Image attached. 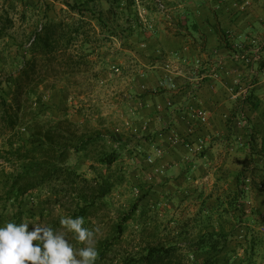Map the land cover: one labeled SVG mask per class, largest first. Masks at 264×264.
<instances>
[{"label": "rangeland", "instance_id": "obj_1", "mask_svg": "<svg viewBox=\"0 0 264 264\" xmlns=\"http://www.w3.org/2000/svg\"><path fill=\"white\" fill-rule=\"evenodd\" d=\"M66 1L81 4L83 9L70 11ZM232 2L239 6L246 0ZM217 4L221 2L0 0V25L5 16L13 20V25L7 29L9 35L0 38V81L9 98L12 97V89L7 78L19 72L23 60L31 58L28 49L36 32H42L52 19L70 22L86 19L90 22L85 26L88 33H80L71 45L69 55L74 59L69 61L61 51L59 59L47 67L43 64L38 66L44 81L39 86L41 100L33 106L41 111L44 119L57 120L66 113L76 123L73 128L79 134L99 137L86 151L88 155L73 152L69 160L70 165L89 178L93 185L94 178L101 179L99 176L103 172L115 182L110 194L97 199L95 207L85 217L84 226L93 230L98 253L103 241L116 234V224L123 214L143 196L124 233L114 241L100 264H122L124 257L139 255L147 246L159 243L176 245L183 263L192 264L198 257H209V253L194 251L189 240L196 238L201 230L222 226L230 233V238L226 250L218 255L217 264H264V214L260 206L264 203V188L257 185L250 191L243 189L246 176H250L255 185L259 183L260 172L264 168V153L252 157L247 146L251 130L257 134L261 146L264 124L259 122L257 125L255 118L241 111V118L244 114L241 123H232L231 128L228 127L230 142L221 144L222 155H225L217 156V162L222 163L220 158L224 157L227 166L212 167L213 174L204 179L202 171L192 174L187 164L203 157L200 153L207 147L191 151L187 147L188 139L184 140V136L179 134L180 139L177 142L169 140V145L181 143L189 155L180 162L171 161L167 138L161 135L163 129L145 119L142 112L149 105L144 104L141 98L148 93H159V88L164 86L160 83L163 80L160 72L156 82H146L151 66H161L171 57L180 60L178 50L169 52L167 49V36L190 35L192 41L203 43L206 33L199 30L198 24L196 28L195 22L204 23L205 20L207 24L214 21L213 25L223 32L222 20L213 12ZM99 17L102 21L98 20ZM227 34H219L223 48L243 62L245 59L240 57V53L244 52L249 58L246 63L256 69L253 82L259 81L260 60L264 57H255L262 56L264 35L251 44L249 39L234 31ZM88 37L90 41L86 43L84 39L88 40ZM219 46L217 49H222ZM188 60L185 59V63ZM192 60L189 66L195 73L199 69L196 66L199 60L193 56ZM134 73L142 75L141 82L138 83ZM245 98L240 99L237 108L240 106L243 110ZM259 106L263 108L264 105ZM263 113L256 111L257 115ZM254 119L257 121L255 124ZM243 121H246L245 125ZM23 132L26 135L28 130ZM4 138L0 136V151L6 148ZM101 149H117L121 156L110 167L100 165L93 156ZM208 166L211 167L210 164ZM172 167H177L180 173H173L176 170ZM13 169L0 157V224L9 220L17 222L16 216L20 214L21 222L51 226L65 232L74 249L84 247L85 244L76 240L74 233L60 224L62 216H71L74 212L72 196L66 193L58 201L51 191L37 188L24 195L21 201H16L6 195L2 184ZM243 170L246 171L244 174L241 173ZM174 180L177 181L173 183ZM33 227L30 224L29 230Z\"/></svg>", "mask_w": 264, "mask_h": 264}, {"label": "trees", "instance_id": "obj_2", "mask_svg": "<svg viewBox=\"0 0 264 264\" xmlns=\"http://www.w3.org/2000/svg\"><path fill=\"white\" fill-rule=\"evenodd\" d=\"M65 5L70 11L83 9V5L72 4L69 1H66ZM3 19V23L0 25V38L9 35L7 29L13 25V20L8 16ZM98 20L102 21V18L99 17ZM87 24L90 22L86 19L78 22L63 19L49 20L43 31L36 32L30 42L28 51L31 53V58L23 60L19 72L7 78V84L12 89L11 98L8 97V92L5 86L2 87L3 82L0 81V136L5 137L4 143L6 144V148L0 151V157L14 167L2 180L6 195L13 197L16 201H21L24 195L32 193L34 189L46 188L59 201L62 196L69 193L75 202L74 212L71 216H83L84 218L95 207L97 199H102L110 194L115 182L103 172L99 176L101 179L94 178L95 185H93L89 178L70 165L69 160L73 152L87 154L86 151L90 145L95 143L99 137L79 134L73 128L76 123L67 117L66 113L57 120L42 118L41 111L34 108L33 104L41 100L39 86L44 81L38 66L43 64V67H47L59 59L58 53L61 51L68 56L69 61L74 59L71 54L69 55L71 45L80 33L85 35L88 33L85 29ZM221 33L227 35L225 30ZM89 38L84 41L87 43L90 41ZM240 54L245 53L241 52ZM75 62L77 63V61ZM260 64L262 69L264 59L260 60ZM24 101L30 104L27 105V102ZM245 103H248L252 108H257L259 99L254 92H251L246 96ZM241 111V108L235 109L230 115L228 119L230 128ZM25 129L28 130L26 135L23 132ZM253 131L249 132L250 138L247 143L252 157L264 153V141L260 146L257 134ZM120 156L121 153L117 149H101L93 158L98 164L110 167ZM245 172L243 170L241 173ZM240 181L239 177L238 182ZM257 185L259 187V183H257L252 186V189ZM241 192L242 190L240 194ZM142 199L143 196L139 197L130 210L125 212L117 222L116 234L113 238L103 241L95 264H100L104 260L114 241L124 233L127 222L139 209ZM16 217L17 223H20L21 215L17 214ZM229 238L230 233L223 226L214 230H201L196 238L189 241L193 244L194 251H205L209 253V257H198L192 264H217V257L226 250ZM122 264L185 263L181 260L176 245L159 243L147 246L146 250L139 255L124 257Z\"/></svg>", "mask_w": 264, "mask_h": 264}, {"label": "crops", "instance_id": "obj_3", "mask_svg": "<svg viewBox=\"0 0 264 264\" xmlns=\"http://www.w3.org/2000/svg\"><path fill=\"white\" fill-rule=\"evenodd\" d=\"M219 1L221 4H217L213 12L219 15V20H222V27L227 33L234 31L242 38L249 39L248 43L251 44L256 43L257 38L261 37L260 35H264V0H246L239 6L232 0ZM205 21L204 23L195 22V27L198 28L196 26L198 24L199 30L206 33L203 43L192 41L190 35L175 36L169 34L167 36L165 42L167 49L169 52L178 50L177 54H179L180 60L171 57L169 61L163 64L158 61L161 66L154 64L151 66L146 82H156L159 78L157 74L160 72L163 77L160 83L164 86L159 88V93H148L141 100L144 101V104L149 105V107L142 109L146 116L145 119L152 121L151 123L159 129H163L164 132L162 131L161 135L165 139L167 138V146L170 141L175 142L171 139L174 130L178 134H182L184 140L188 139V142L194 144H198L200 140L205 142L207 148L200 153L203 157L189 161L187 165L192 174L202 171L204 179H208L213 174L211 172L212 167L216 169V165L225 164V158L221 157L222 163H218L217 156L225 155H222L221 144L226 145L231 140L228 139L230 115L235 109L241 108L240 106L237 108L238 104L241 103H239L240 99L245 98L251 92L257 95L259 105H264V81L260 76L259 81L253 82V73H256L255 67L250 66L246 61L237 59L236 55L232 56L226 52L227 50L223 48V39L219 35L222 31L213 25L214 21L211 20V24H207ZM194 35L196 37V34ZM217 46L222 49H217ZM261 55L255 59L264 57V50L261 51ZM192 56L199 60V64L196 65L199 69L195 73L191 72L189 66L193 61ZM188 58V62L185 63V59ZM133 76L137 78L138 83L141 82V74L134 73ZM159 104L163 106L162 109H158ZM192 107H201L207 110L208 122L202 123L194 115ZM257 110L264 112V106L253 109L248 103H245L242 111L258 121L257 123L254 119L253 124L259 125V122L264 124V113L257 115ZM242 118L238 115L234 124L241 123ZM156 139H158V135ZM171 145L168 149V157L171 161L180 162L188 157L189 154L181 143L172 147ZM209 164L211 167L208 166ZM225 165L227 166V164ZM172 169L176 170L173 173H180L177 171V167H172ZM176 181L174 180L173 183ZM260 206L263 207L264 214V203H261Z\"/></svg>", "mask_w": 264, "mask_h": 264}, {"label": "clouds", "instance_id": "obj_4", "mask_svg": "<svg viewBox=\"0 0 264 264\" xmlns=\"http://www.w3.org/2000/svg\"><path fill=\"white\" fill-rule=\"evenodd\" d=\"M60 224L85 246L74 249L66 233L51 226L9 220L0 224V264H95L99 253L85 218L62 216Z\"/></svg>", "mask_w": 264, "mask_h": 264}, {"label": "built area", "instance_id": "obj_5", "mask_svg": "<svg viewBox=\"0 0 264 264\" xmlns=\"http://www.w3.org/2000/svg\"><path fill=\"white\" fill-rule=\"evenodd\" d=\"M240 57L245 59V61H249V58L246 57V54H242ZM260 76H261V79L264 81V66L261 69ZM162 107L163 106L161 104L158 105V109H162ZM192 110L194 112V115H196L202 123L208 122L209 115H208L207 110H205L201 107H198V108L192 107ZM245 123H246V121H244V125H245ZM146 125H147V122H146ZM171 139L175 142H177L180 139L179 134L175 130L172 131ZM204 146H205V142L203 140H200L198 144H194L193 142L192 143L187 142V147H189V149L191 151L201 150L204 148ZM253 184L254 183H253L252 178L250 176H246L243 188L246 191H250L252 189ZM259 186L264 187V168L260 172ZM262 231L264 232V225L262 226Z\"/></svg>", "mask_w": 264, "mask_h": 264}]
</instances>
